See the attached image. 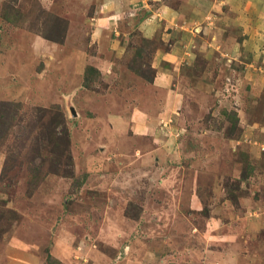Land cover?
I'll use <instances>...</instances> for the list:
<instances>
[{"label": "rangeland", "instance_id": "rangeland-1", "mask_svg": "<svg viewBox=\"0 0 264 264\" xmlns=\"http://www.w3.org/2000/svg\"><path fill=\"white\" fill-rule=\"evenodd\" d=\"M0 264H264V0H0Z\"/></svg>", "mask_w": 264, "mask_h": 264}]
</instances>
